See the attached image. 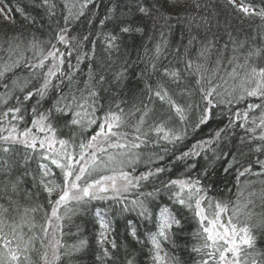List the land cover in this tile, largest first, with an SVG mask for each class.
<instances>
[{"label":"snow or ice","instance_id":"obj_1","mask_svg":"<svg viewBox=\"0 0 264 264\" xmlns=\"http://www.w3.org/2000/svg\"><path fill=\"white\" fill-rule=\"evenodd\" d=\"M95 3L40 0L48 18L46 39L14 30L0 35V176L5 177L0 186V264L71 262L89 246L87 239L65 242L80 235L79 226L75 234L65 231L75 219L92 224L93 264H139L136 252L116 241L117 209V214L135 212L154 224L145 240L133 221L126 226L137 244L148 246L149 264H181L163 245L175 246L193 222V264H264V249L256 247L257 230L264 228V187L259 192L253 187L264 185L259 179L264 177V0H224L223 23L220 12L210 14L209 0H113L95 39L91 33L73 35ZM17 12L29 26L36 23L22 9ZM0 16L16 24L3 8ZM253 18L262 23L251 38L239 40V28L233 35L232 20L242 25ZM161 20L158 41L141 58L145 67L136 91L129 87L127 62L112 72V53L120 51L123 36L145 33L149 22L155 31ZM109 24L112 28L105 32ZM175 27L181 28L180 45L164 64ZM39 31L44 33L43 24ZM98 41L106 54L99 60ZM125 89L132 92L131 104ZM253 98L259 103L249 102ZM217 115L226 116L227 123L187 147L189 131L207 126ZM169 156L173 159L167 167L156 166ZM178 165L184 167L182 174L160 179L171 177ZM141 166L146 170L138 173ZM219 169L226 176L235 169L234 200L211 195ZM14 170L21 174L13 180ZM246 176L258 179L241 184ZM28 177L31 188L22 187ZM248 188L253 190L245 194ZM161 193H167L170 206L155 211Z\"/></svg>","mask_w":264,"mask_h":264},{"label":"trees","instance_id":"obj_2","mask_svg":"<svg viewBox=\"0 0 264 264\" xmlns=\"http://www.w3.org/2000/svg\"><path fill=\"white\" fill-rule=\"evenodd\" d=\"M4 7L6 8L7 12H9V15L15 17L16 24L15 25H9L6 21H4L3 17L0 16V35H2L6 31L14 30L15 32H24L26 35H29L33 32L36 33V35L40 36L42 39L47 38V23L48 18L45 15L44 9L40 8L38 5L40 4V0H1ZM124 0H122V3ZM255 3H258V0H254ZM223 3L224 0H209V12L217 11L221 13V22L223 23L224 19L227 17V12L223 9ZM113 0H96V3L91 6L90 10L88 11L87 15L82 17L79 23L75 25L73 28V35L79 34L80 36L87 35L91 33V36L93 39L96 38V33L100 30V24L99 20L103 19L104 16L107 13V10L112 7ZM63 5L59 4L58 8H62ZM17 8L22 9L26 14H28L30 17H35L36 23L34 25L29 26L27 22L24 21L23 16L20 12H17ZM10 9V11H9ZM93 13H95V16H93ZM175 14V13H173ZM62 19V18H61ZM89 20H94L93 24H89ZM164 21L161 20L157 23L155 31L152 29L151 22H149L146 26V31L143 34L140 33H134L131 35H125L121 39V47L120 51L113 52L112 53V61L113 67L112 72L119 71L120 67L122 65H125V62H127L129 67V87L133 88L134 90L138 91V89L135 88L136 82L138 79V74L141 72V70L145 67V64L141 62V58L144 57L145 49H152L155 45V43L159 39L160 35V25L163 24ZM175 24V22H172ZM261 21L259 18H253L251 20H245L242 25H240L239 21L232 20V33L234 36H237L236 29L239 28V40H244L246 37L251 38L254 35V30L257 29V26L261 25ZM41 24L45 26L44 33H41L39 30L41 28ZM112 28V25L109 24L107 28L104 29L105 32L110 31ZM164 31H167L164 29ZM213 31H216L215 28H213ZM223 32V29L220 30ZM260 31L264 32V29H260ZM180 33L181 28L175 27L173 29V33L171 36L168 37L169 39V55L166 60H163L162 63L166 64L168 60H173L174 56L172 53L177 48L178 45H180ZM187 33H185L184 36V43L187 42ZM227 39V36L224 35L221 40L220 44H223L224 41ZM257 44L260 43L259 39L256 41ZM92 48L91 41L87 43L85 46V50L90 51ZM247 51V49H245ZM180 52L183 53V47H180ZM194 54V50H193ZM97 59L104 58L106 54L103 51V45L101 42L98 41L97 43V50H96ZM74 62V58H73ZM82 72L85 74L84 78H86L87 73V62L83 64L82 66ZM111 78V75L109 76ZM82 86V85H81ZM139 88H143V81L140 82ZM125 92L127 93V99L129 100V104L132 103V92H129L128 89H125ZM121 98H124V95H121ZM251 103H259V101L255 98L250 100ZM35 103V101H33ZM31 107V105H29ZM45 108L48 107V105H44ZM241 108L246 107V104H241ZM221 110L216 109V112L219 113ZM233 111H235V108H233ZM254 115H259V112L256 111L253 113ZM196 116L193 114V122L195 121ZM227 123V117L221 118L219 115L213 119L211 123H209L207 126L202 127L201 129L192 131H189V138L187 141V147H190L192 143H195L196 140L203 139L207 137L208 133L210 131H214L218 127H223L224 124ZM239 129H237V132L239 133ZM242 134V133H241ZM239 140V135L237 136V141ZM185 150V149H181ZM264 158V157H262ZM173 158L169 156L168 159H166L163 162V165L157 164L156 166H165L167 167L169 165V161ZM254 159V158H253ZM243 163V166H247V163L243 160L241 161ZM204 164V161L201 160V165ZM31 168L36 167V163L32 162L30 164ZM239 167V165H237ZM146 169L141 166L139 171H145ZM202 168H199L197 171H202ZM242 170V169H241ZM257 169L254 168L253 171H256ZM219 175L217 177H214L217 180L216 184V190L211 193V195L216 196L217 198L226 199V200H234L236 198V177H235V169H233V172L231 175L226 176L222 169H219ZM22 172V169H21ZM21 172L13 171L11 174V179H16L18 175L21 174ZM184 172V167L182 165H178L173 170L171 177L168 176H161V180H166L168 178H174ZM137 173V174H138ZM193 176L196 175L195 172L192 173ZM5 177L0 176V186H2V183L4 181ZM257 180L258 178L255 176H246L241 178V184H243L244 180ZM259 179H264V177H261ZM26 185H22V187L26 186L28 188H31V177L26 178ZM254 189L259 192L264 185H261L260 183H256L254 186ZM229 189H231V192H229ZM145 190H151L150 186L149 188H146ZM253 188H248L245 191V194L247 192L252 191ZM21 203H27L26 201L21 198ZM163 205H169L170 201L168 200L167 193H161L156 200L154 201V210L159 211V207ZM101 205H97L99 207ZM259 211V209H257ZM118 209L114 211L115 216V237L118 244L121 245H129L130 250L135 251L136 254L139 257V264H149L147 253H148V246L147 245H140L137 244L135 240L132 239L131 236L128 235V232L126 230V226L129 220L133 221L135 226L138 229L139 238L141 240L146 239V233L149 231H155L154 224L151 221L147 220H141L135 212H129L124 214H117ZM253 223H256V220H253ZM77 226H79L80 229V235H72L66 237V243L73 244L77 242L79 239H87L89 242V246L82 251L81 253L76 254L71 262L65 258L63 260V264H93L94 261V255H95V239H94V229L92 227L91 222L85 223L82 219H75L73 225L66 228V232H71L73 234L77 233ZM196 225L195 222L191 223L190 226L185 227L184 231L180 233L179 238L175 241V246L171 243H165L163 245L164 249L168 252H171L172 254L176 255L180 261L181 264H193L192 258L189 256V252L191 249V246L196 242L192 236V233L195 231ZM257 243L256 247L258 249H264V228L257 230ZM39 247V245L37 244ZM35 258V257H34Z\"/></svg>","mask_w":264,"mask_h":264},{"label":"bare ground","instance_id":"obj_3","mask_svg":"<svg viewBox=\"0 0 264 264\" xmlns=\"http://www.w3.org/2000/svg\"><path fill=\"white\" fill-rule=\"evenodd\" d=\"M0 8L5 9V11L7 12V10H6V8L4 7L3 3L1 2V0H0Z\"/></svg>","mask_w":264,"mask_h":264}]
</instances>
